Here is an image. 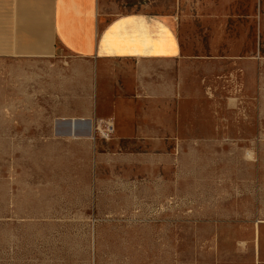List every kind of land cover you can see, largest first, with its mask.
Masks as SVG:
<instances>
[{
  "label": "rangeland",
  "instance_id": "1",
  "mask_svg": "<svg viewBox=\"0 0 264 264\" xmlns=\"http://www.w3.org/2000/svg\"><path fill=\"white\" fill-rule=\"evenodd\" d=\"M111 3L174 15L182 54L158 84L175 135L159 115L116 139L88 60L0 57V264H256L264 0Z\"/></svg>",
  "mask_w": 264,
  "mask_h": 264
},
{
  "label": "crops",
  "instance_id": "2",
  "mask_svg": "<svg viewBox=\"0 0 264 264\" xmlns=\"http://www.w3.org/2000/svg\"><path fill=\"white\" fill-rule=\"evenodd\" d=\"M114 9L109 0H0V57L66 54L88 60L96 71L97 105L112 109L116 139L139 137L137 128L160 116L171 119L166 136L173 137L176 115L165 97L174 95V84L160 93L158 77L172 71L182 54L174 15ZM113 65L122 72L119 91L111 83ZM130 82L137 88L130 89ZM142 137L144 143L152 142L150 134ZM253 240L256 264H264V232L257 231Z\"/></svg>",
  "mask_w": 264,
  "mask_h": 264
},
{
  "label": "built area",
  "instance_id": "3",
  "mask_svg": "<svg viewBox=\"0 0 264 264\" xmlns=\"http://www.w3.org/2000/svg\"><path fill=\"white\" fill-rule=\"evenodd\" d=\"M109 129V128H108ZM107 130V129H106ZM106 130L105 129H103V131H102V135L103 136H109V131H107V135H106Z\"/></svg>",
  "mask_w": 264,
  "mask_h": 264
},
{
  "label": "bare ground",
  "instance_id": "4",
  "mask_svg": "<svg viewBox=\"0 0 264 264\" xmlns=\"http://www.w3.org/2000/svg\"><path fill=\"white\" fill-rule=\"evenodd\" d=\"M74 126H75V129H77V127H78V120L75 122Z\"/></svg>",
  "mask_w": 264,
  "mask_h": 264
}]
</instances>
